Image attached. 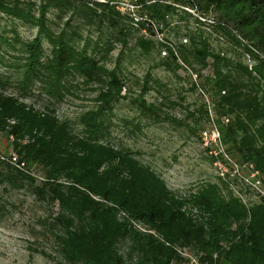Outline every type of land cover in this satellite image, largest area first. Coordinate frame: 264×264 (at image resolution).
I'll use <instances>...</instances> for the list:
<instances>
[{"label":"trees","instance_id":"trees-1","mask_svg":"<svg viewBox=\"0 0 264 264\" xmlns=\"http://www.w3.org/2000/svg\"><path fill=\"white\" fill-rule=\"evenodd\" d=\"M133 2L141 20L118 14L106 1L0 0L1 16L36 29L28 41L14 30L11 37L0 35V61H8L13 72H0V135L11 137L18 160L41 178L35 182L0 163V183L10 189L25 185L36 199L55 206L49 223L55 230L53 264H187L173 250L185 247L207 264H264V198L254 190L217 178L180 195L126 147L104 142L103 116L116 102L128 99L154 122L157 110L142 100L144 80L129 98L123 80L101 63L112 42L124 47L133 40L141 55L163 52L153 68L174 74L184 67L194 74L206 103L197 117L207 122L209 111L226 155L250 163L264 195V0ZM48 11L64 18L55 30L48 27ZM172 18L193 22L181 34L185 44L173 47L161 38ZM71 20L103 32L94 42L102 56L74 47L76 35L64 30ZM205 32L225 39L232 54L212 50ZM74 77L97 83L93 107L73 122L77 133L68 120H57L53 107L33 108L23 100L33 90L61 100ZM247 195L252 198L242 202Z\"/></svg>","mask_w":264,"mask_h":264},{"label":"rangeland","instance_id":"rangeland-1","mask_svg":"<svg viewBox=\"0 0 264 264\" xmlns=\"http://www.w3.org/2000/svg\"><path fill=\"white\" fill-rule=\"evenodd\" d=\"M54 15L52 11H48L45 16L48 27L52 30L60 27L64 19H56ZM171 20L168 27L161 29V38L173 47L178 42L185 44L182 43L184 37L181 34L185 28L190 32L193 22L191 19L181 22H174V18ZM64 28L66 33L73 32L76 35L72 41L77 50L81 48L86 55H93L94 58L102 56L100 52H95L94 44L96 39L104 37L102 31L98 35L94 27H85L73 20ZM11 30H14L20 41H28L35 36L36 29L0 15V35L11 37ZM204 35L208 36L212 50L232 54L225 39L218 40L216 33L205 32ZM131 41L124 47L112 42V49L101 63L104 68L114 69L123 80V88L129 98L136 96L141 83L145 81L146 92L142 100L157 110V120L154 122L152 114L140 115L134 104L126 98L122 99L113 104L103 116L104 142L115 149L126 147L133 152L141 164L148 166L163 179L171 192L183 195L194 190L198 184L216 183L217 177L210 159L198 147L195 139L198 130L208 122L197 117L199 106L206 104L205 98L194 84L197 79L189 76V71L184 67H179L174 74L153 68L152 65L161 58V53L149 51V54L141 55ZM41 47L45 54L46 43L42 42ZM3 60L0 61V72L13 73L8 66L9 62ZM69 84L71 85L66 88L61 100L47 99L36 93V90L23 100L33 108L44 105L53 107L57 120H68L71 131L77 133L78 127L73 122L82 111L93 107L92 99L97 83L82 84L80 78L74 77ZM191 86H194L193 90L190 89ZM9 91L6 90L7 93ZM3 138L0 135V140ZM239 171L242 176L246 175L244 170ZM35 173L37 175L36 171ZM251 198L247 195L242 200ZM53 214L55 206L45 199H36L27 186L10 189L0 183V264H53L52 259L56 254L51 233L55 230L49 226Z\"/></svg>","mask_w":264,"mask_h":264},{"label":"built area","instance_id":"built-area-1","mask_svg":"<svg viewBox=\"0 0 264 264\" xmlns=\"http://www.w3.org/2000/svg\"><path fill=\"white\" fill-rule=\"evenodd\" d=\"M96 2H104L106 1L109 5L113 7L115 11L122 14L127 15L131 21L141 20V18L136 17L135 15V8H137L136 4L133 2H128L125 0H94ZM187 13H192L189 9H185ZM198 21L206 22L208 24H212V22L207 19L206 17L199 18L193 15ZM143 33V31H140ZM154 32V38L160 40L159 36ZM163 52L161 53V55ZM246 62L247 57L245 56ZM194 79V74L191 75ZM209 111L207 112V123L206 126L198 132L197 137V144L198 147L203 150L205 155L210 159L211 167L213 169L215 177L218 180L225 181L226 179L231 180L235 179L237 183H241L242 186H247L249 190H254L259 196L264 198L262 190L259 189L258 182L256 181L257 174L250 163H241V162H234L226 155L222 144L220 143L217 128L214 124V121L209 116ZM223 122H226L225 119H222ZM11 137L6 136L3 140H0V163L7 165L9 168H14V170L20 171L25 176L28 175L32 178L35 182L41 181L40 176H37L35 170L25 167L24 163L18 160L16 157L13 149L11 148ZM239 169L244 170L246 172L245 176L241 175ZM231 177V178H229ZM241 198V196H240ZM242 200V198H241ZM243 202V200H242ZM135 228H140L137 225H134ZM174 252L177 256L187 264H207L202 261H198L197 258L190 252V249L185 248H174Z\"/></svg>","mask_w":264,"mask_h":264}]
</instances>
